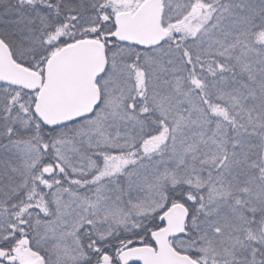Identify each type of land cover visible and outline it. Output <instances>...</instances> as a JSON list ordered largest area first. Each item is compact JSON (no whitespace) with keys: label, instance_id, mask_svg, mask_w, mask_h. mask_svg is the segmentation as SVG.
Segmentation results:
<instances>
[{"label":"snow or ice","instance_id":"snow-or-ice-1","mask_svg":"<svg viewBox=\"0 0 264 264\" xmlns=\"http://www.w3.org/2000/svg\"><path fill=\"white\" fill-rule=\"evenodd\" d=\"M0 264H264V0H0Z\"/></svg>","mask_w":264,"mask_h":264}]
</instances>
